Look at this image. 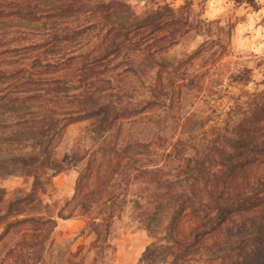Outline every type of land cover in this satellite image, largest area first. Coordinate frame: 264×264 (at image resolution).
Wrapping results in <instances>:
<instances>
[{
  "label": "trees",
  "instance_id": "1",
  "mask_svg": "<svg viewBox=\"0 0 264 264\" xmlns=\"http://www.w3.org/2000/svg\"><path fill=\"white\" fill-rule=\"evenodd\" d=\"M194 1L0 0V119L41 116L21 136L13 134V126L4 130L0 165L31 178V196L46 193L52 176H44L40 158L27 162V148H64L68 129L87 121L98 125L97 135L114 133L119 145L128 123L160 101L164 92L156 85L149 100L127 96L144 77L139 70L144 57L158 63L156 55L177 46L194 22L209 25L202 14L196 17ZM229 1L260 7L258 0ZM21 34L25 37L16 39ZM250 73L245 69L244 78L231 79L249 83ZM259 86L247 93L249 107L241 120H234L235 108L218 116L201 151L182 139L181 149L168 152H155L139 138L116 148L131 175L127 186L143 185L161 197L154 208L133 201V223L151 238L142 260L264 264V80ZM152 156L174 163V174L163 177L160 168L141 165ZM54 161L61 165L51 167L55 173L70 165ZM85 179L82 173L74 201L88 214L83 233L93 240L68 253L53 249V218L24 216L21 204L7 200L0 188V245L14 243L0 264H111L110 236L121 215L103 209H120L125 201L88 196ZM95 209L100 213L93 214Z\"/></svg>",
  "mask_w": 264,
  "mask_h": 264
},
{
  "label": "rangeland",
  "instance_id": "2",
  "mask_svg": "<svg viewBox=\"0 0 264 264\" xmlns=\"http://www.w3.org/2000/svg\"><path fill=\"white\" fill-rule=\"evenodd\" d=\"M258 2L259 9L239 6L229 0L194 1L196 17L200 18L202 14L209 25L199 27L194 22L193 31L177 46L156 55L158 63L152 58H143L139 70L144 77L135 80L138 90L128 94L127 98L133 102L149 100L150 88L157 86L162 87L164 95L159 97L160 101L147 105L141 118L128 123L119 145L114 133L97 135L98 125L91 126L87 121L68 129L64 148H27V162L33 163L40 158L39 166L44 176H52L46 193L31 196L32 179L22 170L11 172L0 165V188L5 190L6 199L20 203L24 216H45L55 220L56 228L52 234L54 251L77 252L93 240L92 236L83 233L88 214L74 201L78 180L85 173L84 191L88 196L111 195L117 201L126 202H119L120 209H103L107 214L117 212L121 215L114 221L110 236L113 245L110 263L162 264L150 259L142 260L151 238L133 223V201L139 198L143 205L154 208L161 197L144 189L143 185L128 187L126 182L131 175L127 177L124 161L115 151L132 138L151 142V149L155 152L181 149L177 146L181 139L201 151L203 139H208V130L218 116L225 117L235 108L239 112L234 113V120L242 119L240 114L249 107L247 93L255 91L264 80V0ZM181 4L176 2V6ZM24 37L16 35V39ZM245 69L251 72V82L231 79V76L244 78L245 74L242 77L240 73ZM40 119L41 116L35 114L0 119V141L7 127L13 126V134L21 136L20 131L24 133V129H30ZM54 158L62 163L66 160L70 165H63V169L55 173L51 167L59 164ZM141 165L149 170L160 168L163 177L169 178L174 174V163H164L153 156ZM98 213L100 209L93 210V214ZM13 244L8 240L0 245V261Z\"/></svg>",
  "mask_w": 264,
  "mask_h": 264
}]
</instances>
